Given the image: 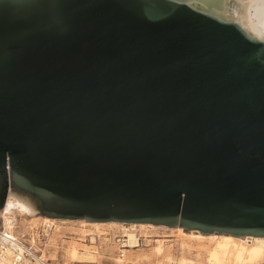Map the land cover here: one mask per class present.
<instances>
[{"label":"water","instance_id":"obj_1","mask_svg":"<svg viewBox=\"0 0 264 264\" xmlns=\"http://www.w3.org/2000/svg\"><path fill=\"white\" fill-rule=\"evenodd\" d=\"M228 0H0V210L264 237V39Z\"/></svg>","mask_w":264,"mask_h":264},{"label":"rangeland","instance_id":"obj_2","mask_svg":"<svg viewBox=\"0 0 264 264\" xmlns=\"http://www.w3.org/2000/svg\"><path fill=\"white\" fill-rule=\"evenodd\" d=\"M19 216L21 227L31 228L38 239L47 234L48 256L58 264H209V253L215 245L210 238L197 239L176 228L136 227L139 246L127 248L121 257V243L126 238L124 229L128 225L56 221L42 232L48 224L41 218L29 222L25 221L28 217ZM38 216L42 217L39 213ZM117 258L124 262H117Z\"/></svg>","mask_w":264,"mask_h":264},{"label":"bare ground","instance_id":"obj_3","mask_svg":"<svg viewBox=\"0 0 264 264\" xmlns=\"http://www.w3.org/2000/svg\"><path fill=\"white\" fill-rule=\"evenodd\" d=\"M226 16L231 20L237 22L249 34L264 39V0H228L226 7ZM5 213H18L21 216H26L31 221L33 219L41 218L43 222L53 224L56 221H79L83 224L97 225H128L125 228L126 237L124 240L125 246L133 248L139 246L137 236L135 233L136 227H162V228H176L184 235H189L197 239L210 238L214 240L215 245L210 251L209 264H263L264 263V249L262 248V236H232L224 234H201L197 230H186L182 227H167L164 225H153L149 223H123V222H94L83 219H57L45 216H38L37 209L34 203L26 196L17 192L10 191L7 195L5 204L1 211ZM33 218V219H32ZM25 219V218H24ZM23 219V220H24ZM123 230V231H124ZM161 246L158 247L160 250ZM128 250V249H125ZM123 250L122 252L124 253ZM125 254V253H124ZM117 262L123 263L122 258H117Z\"/></svg>","mask_w":264,"mask_h":264},{"label":"built area","instance_id":"obj_4","mask_svg":"<svg viewBox=\"0 0 264 264\" xmlns=\"http://www.w3.org/2000/svg\"><path fill=\"white\" fill-rule=\"evenodd\" d=\"M49 227L46 225L42 232ZM137 239L139 243L138 236ZM123 244L125 242L121 243V257L124 256L122 251L130 248ZM47 248V234L38 239L31 228L21 227L20 216L17 213H5L0 210V264H58L48 256ZM262 248L264 249V240Z\"/></svg>","mask_w":264,"mask_h":264}]
</instances>
